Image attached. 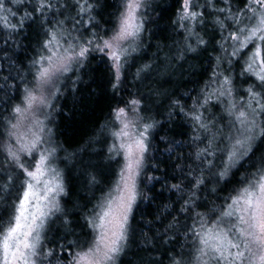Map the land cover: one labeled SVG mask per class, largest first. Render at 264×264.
I'll use <instances>...</instances> for the list:
<instances>
[{"label": "snow or ice", "instance_id": "snow-or-ice-1", "mask_svg": "<svg viewBox=\"0 0 264 264\" xmlns=\"http://www.w3.org/2000/svg\"><path fill=\"white\" fill-rule=\"evenodd\" d=\"M112 7L115 23L103 28L97 17ZM151 7V0H0V104L7 105L0 113V264H163L152 253L166 245L168 264H264V0H179L171 23L182 38L157 46L168 49L160 65L137 66ZM29 28L36 41L25 65L14 52ZM95 54L116 101L97 135L111 137L107 158L122 163L91 208L73 206L84 223L70 240L69 189L56 166L62 146L48 122L53 101L69 84L77 90ZM190 54L205 55L209 73L191 105L163 83L148 86L168 101L170 119L185 117L187 138L177 141L159 135L165 126L143 92L126 89L132 67L143 84L157 67L166 72ZM154 136L176 157L171 183L167 171L147 175L160 170ZM162 178L175 199L137 235L135 209L149 199L142 184ZM88 183L99 181L89 174ZM156 222L163 231L153 230Z\"/></svg>", "mask_w": 264, "mask_h": 264}, {"label": "trees", "instance_id": "trees-1", "mask_svg": "<svg viewBox=\"0 0 264 264\" xmlns=\"http://www.w3.org/2000/svg\"><path fill=\"white\" fill-rule=\"evenodd\" d=\"M109 3L118 5L119 0H109ZM179 0H151L152 7L148 10L149 16L154 21L150 23L148 31L144 34V47L139 54L140 59L136 61L137 66L141 63L153 62L160 65L163 60L164 51L158 52L157 46H171L173 39L180 40L182 37L178 32L173 31L171 21L175 18V11ZM116 8L107 10L103 18L97 17L103 28H109L115 23ZM27 38L24 33L16 37L21 44L19 50L14 52V59H18L27 64V57L32 54L29 41L35 44L36 32L34 28L26 29ZM96 59L91 64L81 69V82L76 85V91L71 90V84L64 91L63 95L58 96L54 101L52 110V131L53 139L62 146L58 151V156L75 153L74 157L68 160H61L60 167L64 174L66 185L69 189V195L63 200L67 202L70 212V218L73 219V229L75 235H68V239H75L81 235V228L84 222L80 219L82 213L75 210L74 205H83L88 203L91 208L93 204L107 191L108 186L115 180L119 169V159L109 160L107 158V143H111V137H98L101 125L110 119L109 106L115 104L112 93L105 89L104 64L99 59V54H95ZM154 57L159 59L154 60ZM208 59L205 55L193 57L191 54L186 61H178L169 67L166 72L162 66L157 67L149 80L143 84L132 79V73L136 68L132 67L128 76V88L126 91L136 92L139 88L147 97V106L151 109V114L165 126L159 131V135H167L170 139L177 141L186 139L184 129L187 128L185 117L182 114L174 113L170 119L168 116V101L164 97H155L149 94V87H155L157 83H163L168 92L175 93L174 98L180 99L182 104L191 105L196 92L203 86L208 79ZM164 73L161 78L158 73ZM76 79L75 76L72 77ZM187 93V95H185ZM12 102L18 103L16 99ZM7 105L0 104V113H3ZM90 139L96 142L92 147H88ZM187 151V146H183ZM153 151L151 156L153 162L159 164L160 170H146L147 175L161 176L162 171L169 173L168 183L171 179V164L175 160V155L164 151V144L159 140V136L153 138ZM179 150V149H177ZM89 174L95 175L99 184L92 186L88 183ZM142 190L147 193L149 199H143L138 203L135 209L137 235L141 229L148 230L147 221L153 220L157 215V210L162 204L169 203L175 197L164 188L163 178L161 181L148 183L146 180L142 184ZM159 229V222H156L154 229ZM60 234L63 235V229L60 228ZM170 245L160 246L152 255L168 264L165 255L166 248ZM133 251H137L134 247ZM143 255V253H141Z\"/></svg>", "mask_w": 264, "mask_h": 264}, {"label": "rangeland", "instance_id": "rangeland-1", "mask_svg": "<svg viewBox=\"0 0 264 264\" xmlns=\"http://www.w3.org/2000/svg\"><path fill=\"white\" fill-rule=\"evenodd\" d=\"M53 103H54V101H53ZM53 110V109H52ZM52 110H51V118H50V120H49V122H48V127L49 128H51V130H52V125H51V123H52ZM41 118H43V117H41ZM52 134H53V131H52ZM57 156H58V154H57ZM59 158L56 160V166L59 168V169H61V165H60V161L61 160H64V157H62V156H58ZM118 159H119V168H120V166H121V163H122V158L121 157H117ZM118 171H119V169H118ZM116 179V178H115Z\"/></svg>", "mask_w": 264, "mask_h": 264}]
</instances>
